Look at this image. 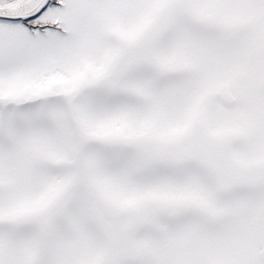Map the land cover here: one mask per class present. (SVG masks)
<instances>
[{
    "label": "snow or ice",
    "instance_id": "snow-or-ice-1",
    "mask_svg": "<svg viewBox=\"0 0 264 264\" xmlns=\"http://www.w3.org/2000/svg\"><path fill=\"white\" fill-rule=\"evenodd\" d=\"M0 264H264V0H0Z\"/></svg>",
    "mask_w": 264,
    "mask_h": 264
}]
</instances>
